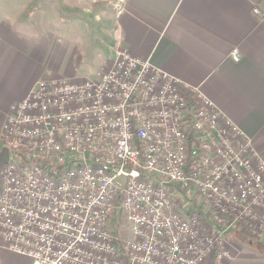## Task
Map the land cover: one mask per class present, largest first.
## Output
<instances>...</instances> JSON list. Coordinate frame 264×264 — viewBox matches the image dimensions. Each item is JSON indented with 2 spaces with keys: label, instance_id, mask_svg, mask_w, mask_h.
I'll return each instance as SVG.
<instances>
[{
  "label": "built area",
  "instance_id": "built-area-1",
  "mask_svg": "<svg viewBox=\"0 0 264 264\" xmlns=\"http://www.w3.org/2000/svg\"><path fill=\"white\" fill-rule=\"evenodd\" d=\"M127 2L115 0L119 14ZM2 133L0 234L30 264L230 257L225 230L184 204L264 237V155L200 88L185 92L150 59L120 50L96 79L42 78Z\"/></svg>",
  "mask_w": 264,
  "mask_h": 264
},
{
  "label": "crops",
  "instance_id": "crops-1",
  "mask_svg": "<svg viewBox=\"0 0 264 264\" xmlns=\"http://www.w3.org/2000/svg\"><path fill=\"white\" fill-rule=\"evenodd\" d=\"M114 2L20 0L14 14H0V154L11 106L38 80L96 79L125 50L175 76L185 92L200 88L264 155V17L254 13L264 10V0H128L121 14ZM89 67H96L95 77ZM192 205L234 242L230 257L202 264H264L252 240L244 243V227L224 228L204 204H184ZM0 264L30 259L10 250L0 234Z\"/></svg>",
  "mask_w": 264,
  "mask_h": 264
},
{
  "label": "rangeland",
  "instance_id": "rangeland-1",
  "mask_svg": "<svg viewBox=\"0 0 264 264\" xmlns=\"http://www.w3.org/2000/svg\"><path fill=\"white\" fill-rule=\"evenodd\" d=\"M19 3H20V0H0V14H3L5 11L8 12V11H11L13 14L15 13V11H18L19 10ZM18 6V8H17ZM96 67H89L88 70H86V73L89 74V77H95L94 76V73L96 72ZM9 115V114H8ZM7 115V116H8ZM3 133H2V138H3ZM4 139V138H3ZM4 142V140H3ZM189 205V204H188ZM191 210H194L195 208L192 206L189 207ZM205 211V210H204ZM206 212V211H205ZM203 214L206 216V214L203 212ZM207 218V217H206ZM208 220V219H207ZM209 221V220H208ZM210 222V221H209ZM212 223V221L210 222ZM215 227V225H214ZM248 235H247V238H246V242H244L245 244L248 243V240H252V245L257 247L258 249L261 250V252L263 251V248L264 246H261L259 244V242H264V237L260 238L257 234V232H251V231H247ZM122 235H126L125 232H122L121 233ZM228 237V236H227ZM230 237H228L227 240H229ZM230 242V245H233V240H229ZM231 247V246H230Z\"/></svg>",
  "mask_w": 264,
  "mask_h": 264
},
{
  "label": "water",
  "instance_id": "water-1",
  "mask_svg": "<svg viewBox=\"0 0 264 264\" xmlns=\"http://www.w3.org/2000/svg\"><path fill=\"white\" fill-rule=\"evenodd\" d=\"M8 159H9V152L8 149L5 147V149L0 154V168H2L8 162Z\"/></svg>",
  "mask_w": 264,
  "mask_h": 264
},
{
  "label": "trees",
  "instance_id": "trees-1",
  "mask_svg": "<svg viewBox=\"0 0 264 264\" xmlns=\"http://www.w3.org/2000/svg\"><path fill=\"white\" fill-rule=\"evenodd\" d=\"M262 253H264V248H263V251H262Z\"/></svg>",
  "mask_w": 264,
  "mask_h": 264
}]
</instances>
